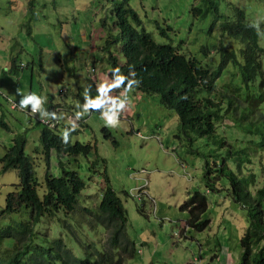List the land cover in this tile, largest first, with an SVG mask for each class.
Returning <instances> with one entry per match:
<instances>
[{"label":"rangeland","instance_id":"374dc122","mask_svg":"<svg viewBox=\"0 0 264 264\" xmlns=\"http://www.w3.org/2000/svg\"><path fill=\"white\" fill-rule=\"evenodd\" d=\"M29 1L0 0V158L14 138L24 137L38 194L45 174L59 177L63 169L75 171L86 184L82 195L98 203L107 177L126 212V235L135 249L124 264H237L246 222L226 191L205 188L202 172L209 157L189 152L176 114L158 95L120 89L107 77L101 20L109 15L108 1L32 0L30 7ZM129 3L156 42L180 45L202 63L201 48L212 49L220 40V17L211 11L199 17L194 10L199 0ZM218 7L229 16L239 8L264 28V0H219ZM259 43L264 49V36ZM261 60L264 72V56ZM92 67L94 74L88 71ZM26 96L28 103L21 106ZM10 102L25 111L12 109ZM57 105L58 134L65 136L73 125L71 144L89 143L92 149L86 156L60 158L52 150L47 168L39 136L42 120ZM194 147L203 153L201 140ZM18 183L17 171L3 173L0 164V212ZM195 191L208 199L201 219L209 225L201 231L187 227L188 213L182 210Z\"/></svg>","mask_w":264,"mask_h":264},{"label":"trees","instance_id":"16d2710c","mask_svg":"<svg viewBox=\"0 0 264 264\" xmlns=\"http://www.w3.org/2000/svg\"><path fill=\"white\" fill-rule=\"evenodd\" d=\"M107 1L101 52L108 79L123 90L158 95L176 114L189 152L209 157L202 172L205 188L226 191L242 211L246 227L237 264H264V49L259 43L264 28L239 8L229 16L219 14V0H199L200 8L194 7L199 17L210 11L220 17V40L212 49L201 48L202 63L180 45L156 42L129 0ZM160 35L166 37L163 30ZM76 132L73 126L65 136L41 129L47 168L52 150L59 158L88 155L91 144H71ZM199 140L203 153L194 147ZM25 143L22 136L14 138L0 158L1 172L14 169L19 177L0 212V223L7 216L0 224V264H124L134 257L126 212L107 177L98 203L82 195L86 184L75 171L63 169L59 177L46 173L38 194ZM207 209L208 199L195 191L182 206L187 227L205 229L209 221L201 218Z\"/></svg>","mask_w":264,"mask_h":264},{"label":"clouds","instance_id":"9594fccd","mask_svg":"<svg viewBox=\"0 0 264 264\" xmlns=\"http://www.w3.org/2000/svg\"><path fill=\"white\" fill-rule=\"evenodd\" d=\"M20 69L22 70L23 69V66L21 65L20 66ZM89 71V73L90 74H94V73H91L90 72V69L88 70ZM60 93V92H59ZM61 94H63V93H60V95ZM28 100H29V97H24L22 100H21V106H23L24 104H26V103H28ZM19 104H17V103H15V102H10V107L12 108V109H20L21 111H25L22 107H21ZM58 112H60V107L57 105L56 106V108L55 109H51V115H50V117H49V119L48 120H57L58 121V123H57V125L55 126V127H49V126H46V125H44V127H47V128H49V129H51V130H54V131H56L57 130V128H58V126H59V116H58ZM72 118H74L75 119V117H69V120L71 121V119ZM68 120V121H69ZM76 120V119H75ZM76 122L78 123L79 122V120H76ZM79 124H76V126H78ZM73 126V125H72ZM74 127V126H73ZM69 128V127H68ZM67 128V129H68ZM75 128V127H74ZM147 185V180L145 179L144 180V184H143V186L139 189V190H142V189H144L145 188V186Z\"/></svg>","mask_w":264,"mask_h":264},{"label":"built area","instance_id":"2783aa9c","mask_svg":"<svg viewBox=\"0 0 264 264\" xmlns=\"http://www.w3.org/2000/svg\"><path fill=\"white\" fill-rule=\"evenodd\" d=\"M95 71V69L92 67L90 68V72L93 73ZM60 93H62V91H60ZM42 123L46 126H49V127H55L58 123L57 120H42Z\"/></svg>","mask_w":264,"mask_h":264},{"label":"crops","instance_id":"0c3cea01","mask_svg":"<svg viewBox=\"0 0 264 264\" xmlns=\"http://www.w3.org/2000/svg\"><path fill=\"white\" fill-rule=\"evenodd\" d=\"M71 118V117H70ZM222 262V261H221ZM227 260H225L224 262H222V264H226Z\"/></svg>","mask_w":264,"mask_h":264}]
</instances>
